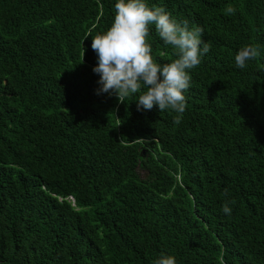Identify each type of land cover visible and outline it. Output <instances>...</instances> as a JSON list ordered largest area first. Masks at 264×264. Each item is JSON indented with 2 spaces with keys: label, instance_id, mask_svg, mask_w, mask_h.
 <instances>
[{
  "label": "trees",
  "instance_id": "1",
  "mask_svg": "<svg viewBox=\"0 0 264 264\" xmlns=\"http://www.w3.org/2000/svg\"><path fill=\"white\" fill-rule=\"evenodd\" d=\"M117 2L0 0V264H264V0H144L211 45L179 124L97 94Z\"/></svg>",
  "mask_w": 264,
  "mask_h": 264
},
{
  "label": "clouds",
  "instance_id": "2",
  "mask_svg": "<svg viewBox=\"0 0 264 264\" xmlns=\"http://www.w3.org/2000/svg\"><path fill=\"white\" fill-rule=\"evenodd\" d=\"M115 9L110 28L92 37L91 47L97 54L93 72L99 75L97 83L100 85L97 94H115L123 103L139 93L138 110L158 106L160 112L174 111V123L179 124L186 110L184 93L191 86L187 70L197 67L201 57L211 49L202 39L204 28H190L187 20L177 22L163 7L149 8L144 0H118ZM235 11L229 6L226 14L232 15ZM150 25H154L163 42L174 49L177 58L170 63L154 61L151 46L146 41ZM258 55L256 46L241 47L235 55L236 67L244 69L248 61ZM222 211L230 215L232 210L225 204ZM154 264H176V260L162 252Z\"/></svg>",
  "mask_w": 264,
  "mask_h": 264
}]
</instances>
